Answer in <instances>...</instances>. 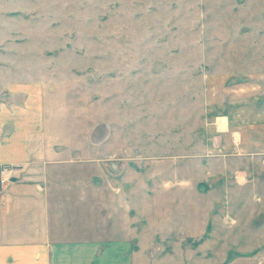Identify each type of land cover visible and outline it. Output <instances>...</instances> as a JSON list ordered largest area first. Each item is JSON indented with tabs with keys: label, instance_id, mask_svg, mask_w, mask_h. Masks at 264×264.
<instances>
[{
	"label": "rangeland",
	"instance_id": "obj_1",
	"mask_svg": "<svg viewBox=\"0 0 264 264\" xmlns=\"http://www.w3.org/2000/svg\"><path fill=\"white\" fill-rule=\"evenodd\" d=\"M0 80L56 96L101 233L150 264H264V0H0ZM241 100L261 156L236 180L210 124Z\"/></svg>",
	"mask_w": 264,
	"mask_h": 264
},
{
	"label": "crops",
	"instance_id": "obj_2",
	"mask_svg": "<svg viewBox=\"0 0 264 264\" xmlns=\"http://www.w3.org/2000/svg\"><path fill=\"white\" fill-rule=\"evenodd\" d=\"M43 97L36 86L0 84V168L15 171L0 186V264H150L145 248L133 247L137 234L130 228L101 233V218L91 220L89 193H100V186L91 187L83 180L88 172L74 169L67 116L57 113L56 96ZM245 104L235 102L231 115L215 116L210 124V150L223 167L219 174L236 180L245 174L248 154L261 156L259 141L242 123Z\"/></svg>",
	"mask_w": 264,
	"mask_h": 264
},
{
	"label": "bare ground",
	"instance_id": "obj_3",
	"mask_svg": "<svg viewBox=\"0 0 264 264\" xmlns=\"http://www.w3.org/2000/svg\"><path fill=\"white\" fill-rule=\"evenodd\" d=\"M108 135H109V128L105 124L99 123L92 131L91 144L97 146L104 143L108 138Z\"/></svg>",
	"mask_w": 264,
	"mask_h": 264
},
{
	"label": "built area",
	"instance_id": "obj_4",
	"mask_svg": "<svg viewBox=\"0 0 264 264\" xmlns=\"http://www.w3.org/2000/svg\"><path fill=\"white\" fill-rule=\"evenodd\" d=\"M15 177V171L10 167L0 168V186L9 183Z\"/></svg>",
	"mask_w": 264,
	"mask_h": 264
}]
</instances>
